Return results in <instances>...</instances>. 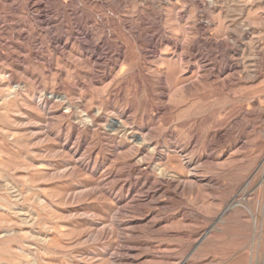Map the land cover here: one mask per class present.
<instances>
[{
	"label": "rangeland",
	"instance_id": "obj_1",
	"mask_svg": "<svg viewBox=\"0 0 264 264\" xmlns=\"http://www.w3.org/2000/svg\"><path fill=\"white\" fill-rule=\"evenodd\" d=\"M0 264H264V0H0Z\"/></svg>",
	"mask_w": 264,
	"mask_h": 264
},
{
	"label": "bare ground",
	"instance_id": "obj_2",
	"mask_svg": "<svg viewBox=\"0 0 264 264\" xmlns=\"http://www.w3.org/2000/svg\"><path fill=\"white\" fill-rule=\"evenodd\" d=\"M204 3V2H203ZM87 28V27H86ZM85 29V28H84ZM99 42V41H98ZM104 47V46H103ZM231 68V67H230ZM218 135V134H217ZM219 136V138L221 137L222 138V136H220V135H218ZM233 137V136H232ZM211 140V139H210ZM212 143V142H211ZM153 151V150H152ZM181 151V150H180ZM213 151V150H212ZM210 154V153H209ZM194 169V168H193ZM142 170V169H141ZM149 178V177H148ZM151 183V182H150Z\"/></svg>",
	"mask_w": 264,
	"mask_h": 264
}]
</instances>
